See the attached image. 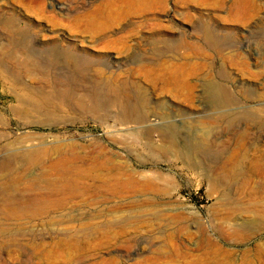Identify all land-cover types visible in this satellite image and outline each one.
I'll list each match as a JSON object with an SVG mask.
<instances>
[{
	"label": "rangeland",
	"instance_id": "obj_1",
	"mask_svg": "<svg viewBox=\"0 0 264 264\" xmlns=\"http://www.w3.org/2000/svg\"><path fill=\"white\" fill-rule=\"evenodd\" d=\"M23 145L0 264H264V0H0Z\"/></svg>",
	"mask_w": 264,
	"mask_h": 264
},
{
	"label": "bare ground",
	"instance_id": "obj_2",
	"mask_svg": "<svg viewBox=\"0 0 264 264\" xmlns=\"http://www.w3.org/2000/svg\"><path fill=\"white\" fill-rule=\"evenodd\" d=\"M92 93V94H91ZM91 93H87V96H89L90 98H91V101H92V103L94 104V103H96V105H97V94L95 93V92H91ZM117 98V97H116ZM118 99V98H117ZM116 101V100H115ZM34 148V146L33 145H30V146H28V145H23V146H21L20 148L18 147V148H16V149H14V150H12L10 153V159H9V162H7V164H5V165H3V167L1 166L0 167V172L2 171V170H4V168H6L5 166L6 165H11V164H13V163H16L17 161H24V160H27V159H30L31 158V156L29 157V155H28V153H30V151H31V149H33ZM8 155V154H7ZM7 159V158H6ZM6 162V161H5ZM4 162V163H5ZM3 176V175H2ZM10 179V178H9ZM9 181V180H8ZM6 182V181H5ZM4 182V183H5ZM12 182V181H11ZM7 183V182H6ZM10 183V182H9ZM8 184V183H7ZM0 196H3V197H5V201L6 202H14L15 201V197H14V194L12 193V190L11 189H6V188H3V189H1V191H0ZM14 204V203H13ZM5 209V208H4ZM7 209V208H6ZM10 210V213H9V216L11 217H14V216H16V214H17V212H16V210H15V208H14V206H13V209L12 208H10L9 209ZM3 211H5V210H3ZM5 233V236L7 235L8 236V234H6L7 232H5V231H0V236L1 235H3ZM6 236V237H7Z\"/></svg>",
	"mask_w": 264,
	"mask_h": 264
}]
</instances>
